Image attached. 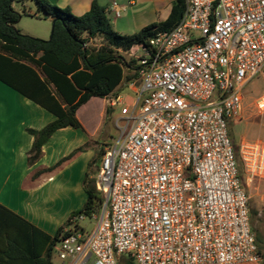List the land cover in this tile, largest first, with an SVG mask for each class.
<instances>
[{"label":"built area","instance_id":"obj_1","mask_svg":"<svg viewBox=\"0 0 264 264\" xmlns=\"http://www.w3.org/2000/svg\"><path fill=\"white\" fill-rule=\"evenodd\" d=\"M127 55L139 76L131 102L106 97L121 137L96 176L104 206L72 219L53 263H260L247 183L264 179V95L263 134L238 145L242 173L229 124L243 121L247 87L264 82V0H185L175 29Z\"/></svg>","mask_w":264,"mask_h":264},{"label":"trees","instance_id":"obj_2","mask_svg":"<svg viewBox=\"0 0 264 264\" xmlns=\"http://www.w3.org/2000/svg\"><path fill=\"white\" fill-rule=\"evenodd\" d=\"M28 1L0 0V81L56 116L43 129L28 130L34 137L28 153V164L33 166L42 159L44 145L57 131L82 128L76 114L84 104L92 98L104 99L115 94L124 82L137 80V61L127 62L126 55L158 32L175 29L183 18L185 0L173 2L166 21L153 23L133 35L115 31L107 8L98 2L93 3L88 13L77 17L70 9L54 6L49 0H32L38 13L52 22L48 41L25 35L16 28L22 15L13 4ZM96 40L102 42L91 45ZM230 136L232 139L231 132ZM232 142L242 173L238 146L233 139ZM86 148L87 145L79 148L51 168L35 172L31 182L60 169ZM103 155L99 152L89 165L83 183L87 194L83 209L74 213L54 237L0 204V264H54V246L65 228L72 225V219L81 215L91 219L105 203L96 188L98 163ZM120 264L134 263L125 256Z\"/></svg>","mask_w":264,"mask_h":264},{"label":"crops","instance_id":"obj_3","mask_svg":"<svg viewBox=\"0 0 264 264\" xmlns=\"http://www.w3.org/2000/svg\"><path fill=\"white\" fill-rule=\"evenodd\" d=\"M174 1L161 5L160 0H49L54 6L70 9L77 17L98 2L107 8L113 28L122 35H133L153 23L166 21ZM125 89L131 92L130 98L135 96L136 89L125 82L112 95H124ZM76 116L82 128L57 131L44 145L42 159L30 166L28 153L34 137L28 130H41L56 116L0 81V204L52 237L85 205L83 183L89 165L99 152L104 153L112 145L114 140L105 126L114 119L117 123L121 113L119 107H110L106 98H92ZM86 145L60 169L31 182L35 172L55 166ZM247 189L253 231L262 257L256 264H264V179L247 183Z\"/></svg>","mask_w":264,"mask_h":264},{"label":"rangeland","instance_id":"obj_4","mask_svg":"<svg viewBox=\"0 0 264 264\" xmlns=\"http://www.w3.org/2000/svg\"><path fill=\"white\" fill-rule=\"evenodd\" d=\"M160 1H161L160 2L161 5L162 2L164 3L168 2V0H160ZM13 8L22 15L20 22L16 25V28L20 30L21 33L45 41H48L51 38L52 28H53L52 22L50 19L44 18L43 13H38V6L35 1L30 0L25 3L15 2L13 4ZM36 14L37 16H35ZM101 42H102L101 40H97L94 43L99 45ZM126 59L127 62H130L131 60H135V58H131L128 55H126ZM123 92L127 102H131V98L129 96L131 92L128 89H125ZM263 95H264V82L262 81V79H256L245 90L244 93L245 112L243 115V121L229 124V130L231 132L232 139L234 140L235 145L238 146L239 143L244 140L245 141L257 140L259 136L263 134L260 127V124H262L261 123L262 120L259 118L254 108L255 102ZM115 120L116 119H114V121L112 122H108L105 126L106 130L110 132L114 140L112 144H116L121 137V131L117 127V123L115 122ZM82 209H80V211ZM67 222L68 220L64 223V225L58 227L57 230L64 227L67 224ZM80 226L84 230L90 232L93 230L95 226V221L92 222L89 219H85L80 223ZM251 226L253 228L252 218H251ZM70 227L71 226L67 228ZM54 263L59 264L56 260L54 261Z\"/></svg>","mask_w":264,"mask_h":264}]
</instances>
